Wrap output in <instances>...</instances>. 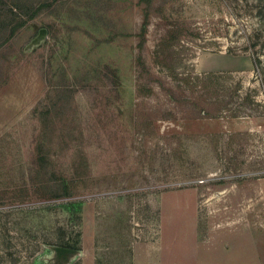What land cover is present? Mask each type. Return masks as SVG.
<instances>
[{
  "label": "rangeland",
  "instance_id": "1",
  "mask_svg": "<svg viewBox=\"0 0 264 264\" xmlns=\"http://www.w3.org/2000/svg\"><path fill=\"white\" fill-rule=\"evenodd\" d=\"M0 264H264V0H0Z\"/></svg>",
  "mask_w": 264,
  "mask_h": 264
},
{
  "label": "trees",
  "instance_id": "2",
  "mask_svg": "<svg viewBox=\"0 0 264 264\" xmlns=\"http://www.w3.org/2000/svg\"><path fill=\"white\" fill-rule=\"evenodd\" d=\"M45 6H48V3L44 2V3H41V4H39L38 6H36V7L34 8V10L29 14V16H27V17H25V18H21V19L19 20V22H18L15 26H13V30H14L16 27H18V26H22L23 24H25L27 19L33 17V15H34V13H36V11H38L39 9H41L42 7H45ZM140 30H141V31H140V33H138V35H140V36L142 37V39L140 40V42H139V44H138V48H139L140 52H138V54H137L136 57H135V65H136V67L138 68V70H139L141 73H143V72H145L146 70H148V72H149V69H148L147 66L145 65V61H144V59H143L142 56H141V50H142L143 45H144V42H145V37H144V34H145V28L142 27V28H140ZM254 63H255V62H254ZM152 76H153V74H152ZM139 80H140V79H139ZM139 80H138V81H139ZM152 80H153V79H152ZM155 80H156V79H155ZM156 81H158V80H156ZM148 82H149V81H148ZM148 82H147V83H148ZM139 86H140V84H139ZM162 88L167 89V91H170V94H171L172 96H174L171 87H167V88H166V87L162 86ZM182 101H184V100H182ZM64 246L71 248V245H64Z\"/></svg>",
  "mask_w": 264,
  "mask_h": 264
},
{
  "label": "water",
  "instance_id": "3",
  "mask_svg": "<svg viewBox=\"0 0 264 264\" xmlns=\"http://www.w3.org/2000/svg\"><path fill=\"white\" fill-rule=\"evenodd\" d=\"M54 249L56 250V252L58 254H67V253L73 251L71 248L64 247V246H56V247H54Z\"/></svg>",
  "mask_w": 264,
  "mask_h": 264
}]
</instances>
